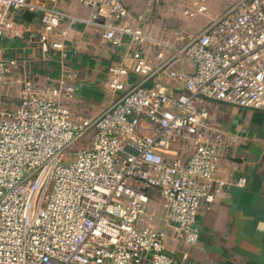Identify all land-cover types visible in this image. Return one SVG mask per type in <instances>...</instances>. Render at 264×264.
Wrapping results in <instances>:
<instances>
[{
	"label": "built area",
	"instance_id": "built-area-1",
	"mask_svg": "<svg viewBox=\"0 0 264 264\" xmlns=\"http://www.w3.org/2000/svg\"><path fill=\"white\" fill-rule=\"evenodd\" d=\"M66 1L0 0V39L14 29L15 15L40 13L42 29L28 40H38L47 58L62 51L63 42L53 37ZM76 1L92 9L88 22L103 27L106 43L121 46L130 36L133 45L152 42L173 55L164 60L158 53L154 67L134 49L131 64H112L108 87L119 97L83 119L64 103L76 92L69 71L53 84L18 78L14 106L8 87L18 63L0 56V264H176L167 251V229L175 228L189 246L198 244L197 214L203 202L215 200L209 182L224 148L204 132L209 114L195 101L264 111V0H240L197 35L180 32L174 41L133 28L121 0ZM176 62L181 68L169 76L182 93L172 96L149 84ZM132 75L139 80L131 83ZM176 143L191 147L187 161L176 158ZM66 157L72 158L68 164ZM155 196L166 227L150 223Z\"/></svg>",
	"mask_w": 264,
	"mask_h": 264
},
{
	"label": "crops",
	"instance_id": "crops-1",
	"mask_svg": "<svg viewBox=\"0 0 264 264\" xmlns=\"http://www.w3.org/2000/svg\"><path fill=\"white\" fill-rule=\"evenodd\" d=\"M121 1L130 13L131 26L142 28L147 36L159 41H174L180 32L197 35L217 16L209 19L204 15L207 9L197 11L200 5L196 0ZM59 8L64 17L53 39L63 42L64 48L53 50L49 58L42 54L38 40H28L30 33H39L42 29L40 13L15 15L14 29L0 39V56L18 63L8 87L11 94L8 97L14 106L19 104L21 90L16 83L18 78L53 84L69 71L75 75L71 82L76 92L65 98V105L73 114L76 111L94 117L119 97V93L108 87V69L112 64L122 61L131 64L134 49L145 53L154 67L160 63L158 53L164 54V60L173 55L164 45L152 42L133 45L130 36L123 38V45L113 46L104 41L103 27L89 24L92 9L76 0H67ZM186 11L194 12L195 16L185 14ZM185 42L178 43L177 47ZM184 61L185 68L193 70L191 62ZM180 68L178 62L174 63L170 69L157 72L149 84L160 85L167 94L177 96L183 91L182 84L172 79L169 72ZM137 80L132 75L131 83ZM194 105L209 114L204 132L224 147L219 150L215 177L209 182V191L215 194V200L203 202L197 214L198 244L189 246L175 228L168 227L167 251L175 257L176 264H264V111L205 98L197 99ZM172 151L183 161L192 154L190 146L180 145ZM240 179L246 180L244 186L237 185ZM150 213L151 224L166 227L159 196L153 197Z\"/></svg>",
	"mask_w": 264,
	"mask_h": 264
},
{
	"label": "rangeland",
	"instance_id": "rangeland-1",
	"mask_svg": "<svg viewBox=\"0 0 264 264\" xmlns=\"http://www.w3.org/2000/svg\"><path fill=\"white\" fill-rule=\"evenodd\" d=\"M196 1H199L197 5H202L206 7L207 11L206 13L204 14L205 16H207V18L209 17H212L213 16H218V15H221L225 12H227L228 10H230L236 3H238L240 0H196ZM196 5V4H194ZM25 13V12H24ZM217 16L215 18H217ZM204 17V16H202ZM214 18V19H215ZM68 108V107H67ZM69 109V108H68ZM70 110V109H69ZM74 112V116L76 118H88L90 116H88L87 114H84V113H77L76 111H73ZM179 148L180 147V144L179 143H176L174 146H171V149L172 148ZM72 161V158L71 157H66L63 162L64 163H69Z\"/></svg>",
	"mask_w": 264,
	"mask_h": 264
},
{
	"label": "trees",
	"instance_id": "trees-1",
	"mask_svg": "<svg viewBox=\"0 0 264 264\" xmlns=\"http://www.w3.org/2000/svg\"><path fill=\"white\" fill-rule=\"evenodd\" d=\"M82 146V143H78L77 145H75L73 147V151H76L78 148H80Z\"/></svg>",
	"mask_w": 264,
	"mask_h": 264
},
{
	"label": "water",
	"instance_id": "water-1",
	"mask_svg": "<svg viewBox=\"0 0 264 264\" xmlns=\"http://www.w3.org/2000/svg\"><path fill=\"white\" fill-rule=\"evenodd\" d=\"M188 61H190V60H188Z\"/></svg>",
	"mask_w": 264,
	"mask_h": 264
}]
</instances>
